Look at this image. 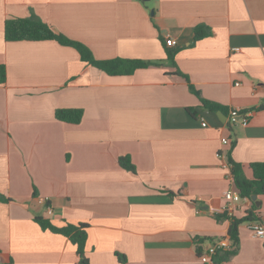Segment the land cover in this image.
<instances>
[{
    "label": "crops",
    "instance_id": "obj_1",
    "mask_svg": "<svg viewBox=\"0 0 264 264\" xmlns=\"http://www.w3.org/2000/svg\"><path fill=\"white\" fill-rule=\"evenodd\" d=\"M32 15L98 59L159 64L109 75L56 40H6V19ZM199 25L210 33L196 40ZM2 64L0 264H80L69 237L37 216L88 223L90 264H202L211 241L233 242L229 156L247 178L250 164L264 161V0H0ZM177 70L227 107L217 110L226 118L202 107ZM59 108H82V121L57 119ZM234 108L248 114L246 125ZM123 155L136 171L119 163ZM257 196L260 206L242 200L233 216L253 209L264 221ZM248 223L216 264H264Z\"/></svg>",
    "mask_w": 264,
    "mask_h": 264
},
{
    "label": "trees",
    "instance_id": "obj_2",
    "mask_svg": "<svg viewBox=\"0 0 264 264\" xmlns=\"http://www.w3.org/2000/svg\"><path fill=\"white\" fill-rule=\"evenodd\" d=\"M209 33L210 32L206 26L199 25L195 28V39L199 40L204 36H207ZM5 38L9 41L46 39L56 40L63 45H68L76 48L80 53L81 59L83 61L105 71L109 75L132 74L138 68L159 64L155 61L144 60L140 58L115 57L110 59H98L94 55L92 49L85 43L79 40L72 39L63 33L56 32L47 22L36 15H32L30 17H11L6 19ZM166 50L168 57L172 59V53L168 48ZM176 73L185 76L189 81L188 76L182 73L180 70H177ZM5 80L6 67L2 64L0 65V83H4ZM189 87L191 91L200 98L202 107L207 108L211 111H227V107L215 101L204 98L201 95V91L197 89L190 81ZM190 111L192 114L197 115V110L195 108H190ZM83 114L84 111L82 108H59L55 111V117L57 119L70 123H80L83 119ZM235 144L236 143L233 142L232 146H234ZM119 163L129 170L136 171V166L133 164L130 156L128 155L120 156ZM229 164L233 173L234 184L242 195L251 198L253 194L261 195L264 193V161L252 162L250 164V168L253 172L251 178H247L245 176L243 171V164L234 161L231 156H229ZM256 208L257 206L254 205V209ZM224 214L231 219L229 235L233 240V243L236 244L239 241L240 224L244 221L258 219L259 217L253 209H250L247 215L243 218L230 216L228 215L227 211H225ZM35 220L41 225L42 228L50 229L53 232L61 233L69 237L71 242L76 245L77 252L80 256V264H90L89 257L86 254V244L88 239L89 227L88 223H66L64 226H56L49 219L42 216L35 217ZM231 252L232 251H227L226 255L231 254ZM215 259L217 260V254L215 256Z\"/></svg>",
    "mask_w": 264,
    "mask_h": 264
},
{
    "label": "built area",
    "instance_id": "obj_3",
    "mask_svg": "<svg viewBox=\"0 0 264 264\" xmlns=\"http://www.w3.org/2000/svg\"><path fill=\"white\" fill-rule=\"evenodd\" d=\"M167 43L170 45L176 44L175 39L169 37L167 38ZM231 116L233 118H239L243 125H246L249 122L248 114L241 112L239 109L234 108L231 110ZM206 125V122H203ZM224 144H229V139L223 140ZM224 198L227 201V205L225 210L228 215L233 216L235 211V205L242 200L249 201L251 200L249 197L244 196L240 193V191L236 188H230L224 192ZM41 202H48V197H44L41 199ZM48 212H52V206L47 204ZM248 226L254 237L259 238L263 242L264 248V221L261 219L251 220L248 223ZM234 247V243L227 238H217L211 241L203 252L199 254V259L202 264H216L215 256L218 251L223 249H232Z\"/></svg>",
    "mask_w": 264,
    "mask_h": 264
},
{
    "label": "water",
    "instance_id": "obj_4",
    "mask_svg": "<svg viewBox=\"0 0 264 264\" xmlns=\"http://www.w3.org/2000/svg\"><path fill=\"white\" fill-rule=\"evenodd\" d=\"M217 114L221 118L222 117H224V119L226 118V115L222 111H217ZM251 198L256 203L257 206H260L261 205V201L258 199V196L256 194H253Z\"/></svg>",
    "mask_w": 264,
    "mask_h": 264
}]
</instances>
